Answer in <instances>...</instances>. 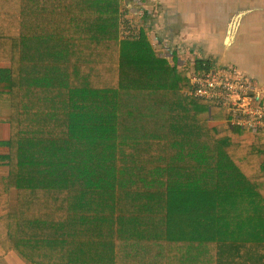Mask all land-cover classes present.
I'll return each mask as SVG.
<instances>
[{
	"label": "trees",
	"instance_id": "16d2710c",
	"mask_svg": "<svg viewBox=\"0 0 264 264\" xmlns=\"http://www.w3.org/2000/svg\"><path fill=\"white\" fill-rule=\"evenodd\" d=\"M121 3L0 0V257L264 264L261 134L185 94L149 31L120 33ZM97 138L112 143L99 184L77 170Z\"/></svg>",
	"mask_w": 264,
	"mask_h": 264
},
{
	"label": "crops",
	"instance_id": "0c3cea01",
	"mask_svg": "<svg viewBox=\"0 0 264 264\" xmlns=\"http://www.w3.org/2000/svg\"><path fill=\"white\" fill-rule=\"evenodd\" d=\"M129 4L133 6H128L121 17L126 27L137 21L143 30L177 45L180 70L183 66L187 70L189 64L197 68L199 63L235 67L242 74V65L256 70L264 67V31H258L264 27V0H126ZM254 12L253 26L240 29L248 14ZM7 134V125L0 123V139ZM14 256L25 264L12 252L0 257V264L6 260L16 264Z\"/></svg>",
	"mask_w": 264,
	"mask_h": 264
},
{
	"label": "built area",
	"instance_id": "2783aa9c",
	"mask_svg": "<svg viewBox=\"0 0 264 264\" xmlns=\"http://www.w3.org/2000/svg\"><path fill=\"white\" fill-rule=\"evenodd\" d=\"M133 31L132 25H125L123 34H135ZM207 68L187 69L189 71L185 75L189 85L183 92L213 102L224 110L226 119L223 121L230 127L244 130L247 137L261 134L264 142V100L258 96L249 79L235 67L212 65ZM261 161L264 166V152Z\"/></svg>",
	"mask_w": 264,
	"mask_h": 264
},
{
	"label": "rangeland",
	"instance_id": "374dc122",
	"mask_svg": "<svg viewBox=\"0 0 264 264\" xmlns=\"http://www.w3.org/2000/svg\"><path fill=\"white\" fill-rule=\"evenodd\" d=\"M128 6H133V4H129V5H126V0L124 2V0L122 1L121 3V11L124 10V13H121L120 14V20L123 22L124 20L121 18L122 15H124L127 11V7ZM123 27H125V23L123 24ZM124 29V28H123ZM134 30V29H133ZM60 31H55L54 33H59ZM122 31H120V33H122ZM134 33H136V31H133ZM147 36L149 37V39H151L152 43H155L156 46H153L152 44V48L155 50V52L160 55V56H163L164 58L166 59H169L170 61L172 60L173 62L172 63H175L176 67L177 64H176V61H177V58L180 59V55H178V52L180 51L179 49H177V45H171L169 44V42L166 40V37H163V39H161L160 37H158L157 35H153L152 32H149L147 34ZM173 52V54H172ZM182 57H186V56H182ZM179 68V67H178ZM182 68V72H184V68L185 66L181 67ZM191 66L189 64V67L188 69H190ZM180 69V68H179ZM187 70H185L186 72ZM183 76V75H182ZM174 81V80H173ZM45 92L44 94L47 95V93L51 91V88L50 86H46L45 87ZM47 92V93H46ZM262 100H260V103H261ZM256 100H254V104H256ZM210 125H213L215 124V122H209ZM107 144L109 145H105V144H101L100 141L98 140V138L94 141L93 143V146H89V150L88 151H85V156H87V159H89V163H90V166L88 165H84V163H82L81 165H79L77 167V170H80L81 172H83L84 174H86L88 177L87 180H89L91 183L92 182H95L96 184H99L98 183V179H95V180H92L93 177L96 178L99 177V176H104V174L106 175H110L111 172L113 171V166L111 167V169H101L100 167V161H102V159L104 157H106V153L108 151H106L108 148H110V146L112 145L111 142H107ZM102 146V149L99 147ZM144 146V141H142L141 139L139 140V142H136L135 143V147H140L142 149V147ZM84 156V157H85ZM88 166V167H87ZM153 181V179L151 178V181L150 182H143V184L146 186L144 188L146 189H151V182ZM142 196L143 197H147V193L143 191L142 193ZM178 246L175 245V248H177ZM15 257V256H14ZM195 259H192L190 260L191 263H198V264H201L203 263V260H201V256L199 257L198 254L195 255L194 253V257ZM10 260V259H9ZM8 260H6L7 262ZM4 262L5 264H8V262L6 263ZM15 263L16 264H21L19 262V260L15 257Z\"/></svg>",
	"mask_w": 264,
	"mask_h": 264
},
{
	"label": "flooded vegetation",
	"instance_id": "af4514ba",
	"mask_svg": "<svg viewBox=\"0 0 264 264\" xmlns=\"http://www.w3.org/2000/svg\"><path fill=\"white\" fill-rule=\"evenodd\" d=\"M248 15L249 16L245 19V23L242 24L240 27V29L242 30H245L246 28L253 26L255 12ZM258 31H264V27H260ZM239 69L244 73V75H246L247 78L254 77L257 79L256 82L254 79L248 78L249 81L252 83V86L256 91V93L258 94V96L264 100V67L262 68V70H256L253 66L246 64L245 68L242 65L240 66Z\"/></svg>",
	"mask_w": 264,
	"mask_h": 264
},
{
	"label": "clouds",
	"instance_id": "9594fccd",
	"mask_svg": "<svg viewBox=\"0 0 264 264\" xmlns=\"http://www.w3.org/2000/svg\"><path fill=\"white\" fill-rule=\"evenodd\" d=\"M200 64V63H199Z\"/></svg>",
	"mask_w": 264,
	"mask_h": 264
}]
</instances>
